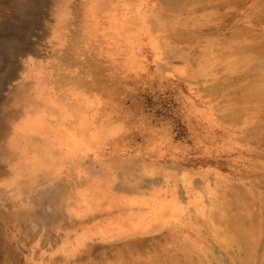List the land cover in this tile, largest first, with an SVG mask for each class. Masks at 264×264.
<instances>
[{
    "label": "bare ground",
    "instance_id": "1",
    "mask_svg": "<svg viewBox=\"0 0 264 264\" xmlns=\"http://www.w3.org/2000/svg\"><path fill=\"white\" fill-rule=\"evenodd\" d=\"M229 1L158 0L156 6L139 10L140 17L134 19L138 27L132 23L130 29L124 28V32L130 31L136 36L139 32L145 34L147 31L153 38L155 51L164 53L168 45L159 40L156 29L169 34L184 29H180L184 24L193 25L190 22L193 20L190 19L191 10L199 2L208 3L207 10L211 12L216 9L226 12L229 9L230 13H234L241 6L244 9L241 0L231 4ZM113 2L96 0L95 4H91L85 0H0V113L9 117L7 121L0 120V264H23L22 251L34 255L28 264H35V251L39 249L45 255H48L47 251H71V261L82 259L86 264H264V86L260 85L264 83V13L258 16L255 5L247 6L243 13L234 17L231 30L226 32L227 27L221 29L224 31L222 39L227 43L233 42L223 50L231 48L233 51H230L236 55H248L252 74L257 75L241 85V94L237 93L238 89L234 90L237 104L256 103L255 112H258L241 129H221L218 133L220 149L229 156L226 161L232 173L214 179L216 183L230 182L232 185L229 190L222 191L221 187L217 191L224 200L225 214L209 207V204L206 208H200V205L194 207V240L188 237L181 239L174 231L165 238H160L158 233L137 236L139 228H129V233L118 231L120 235H111L109 229H104L105 223L110 222V216L126 211L129 207L126 199L125 205L111 213L106 211L109 208L101 205L97 209L92 206L84 211L88 216L78 214L79 204H83L79 188L86 183L92 182L89 185L94 186L106 183V187L96 191L94 196L107 198L108 206L113 201L118 202L121 193L125 196L142 194L147 193L145 188H148L141 174H134L139 182L127 185L125 181L131 176L130 172L110 171L99 159L90 161L91 165L85 160L90 169L84 170L80 176L73 174L71 167L62 164L61 152L69 149L67 144L82 141L86 129L90 130L85 121L76 119V115L82 113L87 104L82 98L83 87L77 81L79 77L86 78L91 74L85 72L88 70H79V62L82 63L80 53L72 52L69 48L72 44L77 45L78 42L80 45L81 41L86 43L87 38L101 35L103 27L98 26L99 21H96L98 14L107 13L110 27L116 23L115 19L109 17ZM129 4L125 3L127 6ZM86 8L89 15L94 14L92 20L95 19V25L85 24L83 12ZM164 9L182 14V18L175 17L170 25L165 19ZM149 13H156L158 17L152 24L145 17ZM202 30L199 28L198 31L186 30L181 33L192 31L198 37ZM204 42L208 50L213 47L214 42ZM171 50L174 51V48ZM197 54L191 55L199 57ZM70 55L77 57L67 62L66 58ZM67 71L76 74L74 83L69 86L62 84L63 74ZM73 119L76 122L69 124ZM92 132L100 136L99 131ZM248 153L260 156L261 160L255 161L252 166L239 163L238 159ZM107 175L108 184L103 181ZM130 180L132 178L127 181ZM202 182L201 177H194L191 196L195 197L194 191L201 190ZM221 186L225 187V184ZM34 191L39 193V199L46 209L42 213L37 212V220L46 212L53 215L40 223L35 216L37 201L32 194ZM4 200L10 204L8 211H4ZM226 202L230 209H227ZM130 208L134 210L132 216L137 215V209L129 207L127 210ZM60 211H65V214ZM86 222L91 224L90 230H85L86 224L81 228V224ZM41 224L47 230L39 237ZM208 226L212 228L207 229ZM214 231L221 241H211L212 246H205V239H214ZM3 238L13 242L8 243ZM171 238L180 242L186 254L172 249ZM195 243L207 253H194L197 251ZM83 251H89V255L79 253ZM55 260L58 261L59 256Z\"/></svg>",
    "mask_w": 264,
    "mask_h": 264
},
{
    "label": "rangeland",
    "instance_id": "2",
    "mask_svg": "<svg viewBox=\"0 0 264 264\" xmlns=\"http://www.w3.org/2000/svg\"><path fill=\"white\" fill-rule=\"evenodd\" d=\"M85 1L96 3V0ZM157 1L114 0L109 17L115 19L116 23L110 27L107 13L98 14L96 21H99L98 26L103 27L101 35L87 38V42L81 41L80 45L78 42L77 45L72 44L73 46L69 48L72 52L80 53L82 63L79 62V70H88L85 72L91 74L86 75V78L79 77L77 81L83 87L82 98L87 104L84 111L76 115V119L85 121L90 130L86 129L82 141L67 144L69 149L61 152L62 164L68 165L73 169V174L80 176L81 173L84 174V170L90 169L85 160L91 165L90 161L99 159L110 168V171L115 169L130 172L131 176L128 177L132 180L127 181L129 180L127 177L125 181L127 185L139 182L134 174H141L143 181L147 182L148 188H145L147 193L126 196L121 193L120 200L113 201L110 206L107 198L98 199L94 196L96 191L106 187V183L94 186L89 185L93 184L89 182L80 186L79 197L83 204H79L78 214L82 217L88 216L84 211L90 210L92 206L97 209L105 205V208H109L106 211L111 213L125 205L124 199L129 207L137 209L135 216H132L134 210L131 208L127 210L129 207L124 210L122 216L120 214L110 216L108 219L110 222L105 223L104 229H109L111 235H120L117 234L118 231L129 233V228L131 230L139 228L137 236L158 233L160 238H165L174 231L181 239L188 237L194 240L196 232L195 229L192 230L193 220L196 218L192 216L193 208L199 205L200 208H206L209 204V207L217 208L219 213L224 215V200H221V193L217 191H220L221 187L222 191L229 190L232 186L230 182L222 183L225 184V188L214 180L216 177L224 178L225 175L232 174L226 161L229 156L220 149L219 131L241 129L243 124L250 122L252 115L258 113L255 112L256 103L237 104L234 92L238 89L237 93L241 94V85L257 76L252 74L253 70L249 65L251 58L248 55L243 57L236 55L231 48L223 50L225 46L230 47V43L233 42L227 43L222 39L224 31L221 29L227 27L226 32L231 30L234 26V17L243 13L250 5L257 6L255 12H258V16H263L264 0H241L244 9L241 6L234 13H230L229 9L226 12L217 9L211 12L207 10L208 3H196L190 16L193 25L183 23L180 29H184L169 34L164 33L162 29H156L159 40L170 46V49L166 47L167 52L164 53L155 51L153 38L147 31L145 34L139 32L136 36L130 31L124 32V28L130 29L132 23L134 27H138L134 19L140 17L139 10L146 6H156ZM234 2L237 1H229L230 4ZM125 3L131 5L127 6ZM249 10L252 11V8ZM87 11L86 8L83 12L85 24L95 25V19L92 20L94 14L89 15ZM164 12L167 15L165 19L170 25L174 23L175 17L182 18L180 16L182 14L168 9H164ZM147 15L145 17L151 24L158 18L156 13ZM157 23L159 25V19ZM212 23L213 26H210ZM114 28L115 30H111ZM199 28L203 30L199 32L198 37L192 31L181 33L186 30L198 31ZM149 29L152 32L151 27ZM208 40L214 42L210 50L204 45V41ZM171 48H174V51ZM198 48L200 49L197 50ZM196 53H199L197 54L199 57L191 55ZM76 57L70 55L66 61L70 62ZM63 75L62 84L69 86L74 83L76 74L67 71ZM260 85L263 87L264 83ZM8 119L9 117L0 113V120ZM75 122L73 119L69 124L73 125ZM92 131H99L100 136H96ZM258 160H261L260 156L248 153L238 159V162L252 166ZM195 176L203 179L202 186L205 188L201 187V190L194 191L193 197L191 182ZM107 178L108 175L103 181L108 184ZM177 191L181 195H178ZM34 192L32 194L36 196L37 201L35 214L37 220V212L42 213L46 209L39 199L41 197L39 193ZM3 202L4 211L10 210V204L6 200ZM226 204L227 209H230L228 202ZM25 210L22 209V212ZM59 213L65 214V211ZM51 217L53 215L46 212L37 221L40 223L41 220ZM84 224L85 230L92 228L87 222L82 223L81 228ZM40 226L39 237L47 230L42 224ZM208 227L207 229L212 228ZM111 228L114 230L111 231ZM219 231L221 233V229ZM213 234L214 239L209 238V241L205 239V246H212L211 241H221L216 231ZM9 235L11 237V229ZM171 241L174 251L186 254L179 241L173 238ZM195 248L197 251L194 253L202 255L207 253L196 243ZM35 252V264L68 262L86 264L82 259L71 261V251L66 253L47 251L48 255L40 249ZM79 253L89 255V251ZM22 254L23 264H28L29 259L34 257L26 251H22ZM57 256L58 261L55 260Z\"/></svg>",
    "mask_w": 264,
    "mask_h": 264
}]
</instances>
